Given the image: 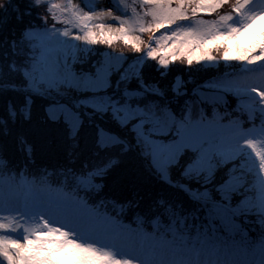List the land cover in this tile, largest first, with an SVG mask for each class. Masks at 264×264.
<instances>
[{
    "label": "snow or ice",
    "instance_id": "snow-or-ice-1",
    "mask_svg": "<svg viewBox=\"0 0 264 264\" xmlns=\"http://www.w3.org/2000/svg\"><path fill=\"white\" fill-rule=\"evenodd\" d=\"M0 12V264H264V0Z\"/></svg>",
    "mask_w": 264,
    "mask_h": 264
},
{
    "label": "trees",
    "instance_id": "trees-1",
    "mask_svg": "<svg viewBox=\"0 0 264 264\" xmlns=\"http://www.w3.org/2000/svg\"><path fill=\"white\" fill-rule=\"evenodd\" d=\"M8 2L9 0H0V10H2L4 8V5L7 4ZM0 14H2V12H0ZM12 23L14 24L15 21L13 20Z\"/></svg>",
    "mask_w": 264,
    "mask_h": 264
}]
</instances>
